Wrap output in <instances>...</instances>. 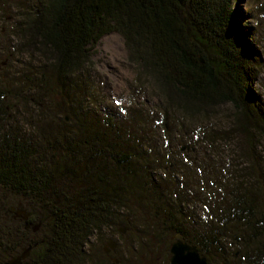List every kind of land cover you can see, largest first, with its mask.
<instances>
[{"label": "trees", "instance_id": "obj_1", "mask_svg": "<svg viewBox=\"0 0 264 264\" xmlns=\"http://www.w3.org/2000/svg\"><path fill=\"white\" fill-rule=\"evenodd\" d=\"M12 3L17 44L0 50L25 65L0 81V263L32 248L22 264H89L94 238L141 218L151 264L161 249L171 264L176 235L209 264L234 251L236 264H263L264 107L245 86L259 59L227 0ZM113 31L137 69L116 117L90 104L91 46ZM147 93L153 105L138 101ZM227 104L234 124L207 125ZM231 142L238 156L221 150Z\"/></svg>", "mask_w": 264, "mask_h": 264}, {"label": "rangeland", "instance_id": "obj_2", "mask_svg": "<svg viewBox=\"0 0 264 264\" xmlns=\"http://www.w3.org/2000/svg\"><path fill=\"white\" fill-rule=\"evenodd\" d=\"M0 2L5 3L3 4L5 6L3 11L0 10V49L8 51L13 49V45L15 47V43L17 44V39L13 34L18 9L14 6L12 0H0ZM227 6L228 10L232 12L236 24L244 26L252 35L253 41H250L256 51L255 58H258L259 61L256 62L253 68V78L250 82H245V86L248 93L260 100L264 107V0H227ZM91 49L92 59L96 68L94 73V96L90 103L91 107H94L96 115L104 112L108 116L116 117L125 112L128 109V104L135 98L132 85L135 81L137 69L129 60V53L124 38L116 31L105 34L98 43L91 46ZM0 57V81L6 82L9 78L19 74L20 70H23L24 63L9 62L1 50ZM138 101L153 105V97L148 93L139 97ZM20 111L21 113H19ZM25 113V109L20 107L16 111L15 119L21 127L29 131L30 129L26 125L28 115ZM214 113V117L209 122H206L207 125H211L215 129L216 127L225 129L234 124L235 108L233 105L218 106L214 108ZM203 124L201 127H205V122ZM260 140L262 142L260 147H258L259 158H261V153L264 154V136H261ZM185 145L181 146L184 147ZM226 146H223L225 148L221 150L233 156L237 155L236 145L233 142ZM182 151L192 152L191 148H185ZM15 210L19 216L27 218L30 216L27 210L16 207ZM190 211H193V209L190 208ZM148 221L152 220L148 219L146 221L139 218L129 226L121 225L119 227L120 231L119 229L113 231L112 236L111 234H104L99 239L94 238L92 240L94 257L89 264H135L138 262L151 264L154 262L155 259L151 258H155V256L151 254L149 257L143 249V247H147V233L151 229V224ZM192 227L195 228L193 225ZM38 228H40V225ZM176 237L178 238L177 235ZM111 240L117 243L115 251L109 245ZM106 247L111 249L107 255L104 253ZM157 257V264L170 263V257L166 250L161 249V253Z\"/></svg>", "mask_w": 264, "mask_h": 264}, {"label": "water", "instance_id": "obj_3", "mask_svg": "<svg viewBox=\"0 0 264 264\" xmlns=\"http://www.w3.org/2000/svg\"><path fill=\"white\" fill-rule=\"evenodd\" d=\"M5 64V62H4ZM185 148H191L190 145H185ZM27 219V217H25ZM124 233V230L122 229ZM113 251L116 250L117 243L113 240L109 243ZM32 248H28L23 251L19 256L10 260L1 262L0 264H22L31 254ZM111 249L105 248L106 253H110ZM171 264H209L206 256H203L198 248L188 242H185L180 237L173 243L171 248Z\"/></svg>", "mask_w": 264, "mask_h": 264}, {"label": "flooded vegetation", "instance_id": "obj_4", "mask_svg": "<svg viewBox=\"0 0 264 264\" xmlns=\"http://www.w3.org/2000/svg\"><path fill=\"white\" fill-rule=\"evenodd\" d=\"M240 252H233L231 255H232V257L230 258V252L229 253H227V256H228V258H226L227 260L226 261H222V263L221 264H236V262L238 261V259H239V256H240ZM261 257H262V259H263V264H264V252L263 253H261ZM208 263H209V261H208Z\"/></svg>", "mask_w": 264, "mask_h": 264}]
</instances>
